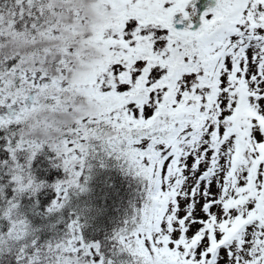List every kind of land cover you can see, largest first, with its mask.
Segmentation results:
<instances>
[{"label": "snow or ice", "instance_id": "1", "mask_svg": "<svg viewBox=\"0 0 264 264\" xmlns=\"http://www.w3.org/2000/svg\"><path fill=\"white\" fill-rule=\"evenodd\" d=\"M197 2L0 0V264H264V0ZM98 153L141 191L114 259L65 215Z\"/></svg>", "mask_w": 264, "mask_h": 264}, {"label": "trees", "instance_id": "2", "mask_svg": "<svg viewBox=\"0 0 264 264\" xmlns=\"http://www.w3.org/2000/svg\"><path fill=\"white\" fill-rule=\"evenodd\" d=\"M4 154L0 153V159ZM90 170L86 172L88 180L85 184L86 191L72 200L70 210H65L67 216L71 211L79 217L82 225L81 236L89 243L100 245L101 254L106 259H114L112 253L114 245L111 237L119 230L124 221L132 215L133 207L141 206V191L137 179L131 174H126L120 162L103 154L90 158ZM31 171L37 182L52 185L64 179L62 168L56 166L54 154L48 150L40 153L32 162ZM6 195H11L6 189ZM53 196L51 187L42 188L35 197L25 194L20 198L21 210L26 214L34 228L40 229L37 233L41 240L50 239L52 232L48 225L56 223V217H45L43 210ZM33 204L34 212H30ZM122 259H129L123 254Z\"/></svg>", "mask_w": 264, "mask_h": 264}, {"label": "rangeland", "instance_id": "3", "mask_svg": "<svg viewBox=\"0 0 264 264\" xmlns=\"http://www.w3.org/2000/svg\"><path fill=\"white\" fill-rule=\"evenodd\" d=\"M214 4H215V0H198L197 2L198 15L192 18V24L195 28L199 27V14H202L208 8L213 7Z\"/></svg>", "mask_w": 264, "mask_h": 264}]
</instances>
